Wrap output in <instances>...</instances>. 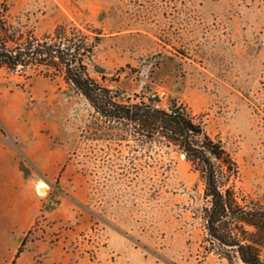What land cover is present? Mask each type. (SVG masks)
Returning <instances> with one entry per match:
<instances>
[{
    "label": "rangeland",
    "instance_id": "1",
    "mask_svg": "<svg viewBox=\"0 0 264 264\" xmlns=\"http://www.w3.org/2000/svg\"><path fill=\"white\" fill-rule=\"evenodd\" d=\"M10 1L40 35L100 28L92 75L119 101L184 108L233 153L237 186L264 192V0ZM117 132L62 77L0 67V264H241L204 248L185 155Z\"/></svg>",
    "mask_w": 264,
    "mask_h": 264
},
{
    "label": "trees",
    "instance_id": "2",
    "mask_svg": "<svg viewBox=\"0 0 264 264\" xmlns=\"http://www.w3.org/2000/svg\"><path fill=\"white\" fill-rule=\"evenodd\" d=\"M100 37V28L71 20L40 35L12 12L10 0H0V67L27 77L60 76L85 96L102 122L116 124L118 138L130 134L152 147H177L204 184V248L230 262L264 264V192L237 186L240 169L233 153L184 108L168 110L151 100L119 101L89 68Z\"/></svg>",
    "mask_w": 264,
    "mask_h": 264
},
{
    "label": "crops",
    "instance_id": "3",
    "mask_svg": "<svg viewBox=\"0 0 264 264\" xmlns=\"http://www.w3.org/2000/svg\"><path fill=\"white\" fill-rule=\"evenodd\" d=\"M19 201L22 202L23 204H25V202H29V203H31V202L33 203L34 202V200H32V201H30L29 199L25 200V198H20ZM19 201L17 200V203Z\"/></svg>",
    "mask_w": 264,
    "mask_h": 264
},
{
    "label": "built area",
    "instance_id": "4",
    "mask_svg": "<svg viewBox=\"0 0 264 264\" xmlns=\"http://www.w3.org/2000/svg\"><path fill=\"white\" fill-rule=\"evenodd\" d=\"M157 106H159V104H156Z\"/></svg>",
    "mask_w": 264,
    "mask_h": 264
}]
</instances>
